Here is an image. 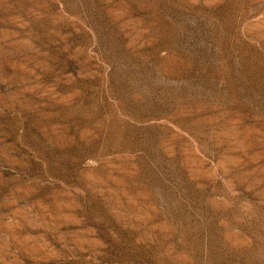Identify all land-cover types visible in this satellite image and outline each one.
Returning <instances> with one entry per match:
<instances>
[{"label": "rangeland", "instance_id": "374dc122", "mask_svg": "<svg viewBox=\"0 0 264 264\" xmlns=\"http://www.w3.org/2000/svg\"><path fill=\"white\" fill-rule=\"evenodd\" d=\"M0 264H264V0H0Z\"/></svg>", "mask_w": 264, "mask_h": 264}]
</instances>
